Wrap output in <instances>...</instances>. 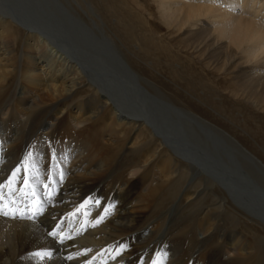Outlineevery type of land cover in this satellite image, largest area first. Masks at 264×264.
I'll use <instances>...</instances> for the list:
<instances>
[{"label":"bare ground","instance_id":"6f19581e","mask_svg":"<svg viewBox=\"0 0 264 264\" xmlns=\"http://www.w3.org/2000/svg\"><path fill=\"white\" fill-rule=\"evenodd\" d=\"M132 2L126 32L159 51L168 41L147 34L150 5ZM154 2L216 84L203 88L199 66L169 47L172 76L185 82L178 70H196L185 84L208 116L227 112L225 94L212 98L227 81L240 112L261 111L259 131L248 126L261 134L264 0ZM97 29L72 0H0V264H264V235L243 219L264 230V162L135 71Z\"/></svg>","mask_w":264,"mask_h":264},{"label":"rangeland","instance_id":"374dc122","mask_svg":"<svg viewBox=\"0 0 264 264\" xmlns=\"http://www.w3.org/2000/svg\"><path fill=\"white\" fill-rule=\"evenodd\" d=\"M72 1H74V5L78 8L79 13L88 23L92 24L93 19L98 21L99 25L102 26V31L97 29V32L96 31L95 32L98 34V31H100V33L102 35L106 34L107 38L114 44L116 49L119 51L121 56L125 59V61L128 63V65L130 67H132L135 71H137L143 77L147 78L148 80H150L151 82H153L154 84L159 86L168 96H170L180 106H183L185 108L189 107L190 110H195L196 112H199L205 118L211 120L212 122L219 125V127H221L222 129H225L226 131H228L231 135L236 137L241 142V144H243L246 148H248L252 153H254L257 157H259L264 162V130L262 131L261 134H259L260 135V137H259V135L255 136V133L250 134L249 129H248L249 128L248 126L250 124V126L255 127L256 132L259 131V128L256 127V124L258 126V123H260L263 120L260 118L259 115H257V112L258 113L261 112L260 110H258L257 108L247 104V105H249L247 108L249 114L248 113L244 114L242 111L240 112L238 110L237 105L232 104V102H233L232 98L233 97H232V94L228 90L229 83H227V81L224 82L222 80V82H219L220 86L217 85V88L220 87V88L224 89L225 87H227V89H225L227 91L223 90L222 94L220 92H219L220 94L218 92H216L215 93L216 96H213L212 98L217 100V101H220V99L222 100L223 98H225V97H223L225 94L226 98L222 101L221 106H225L224 109H226L227 112L226 113H218L217 110H215V111L211 110L213 112V114H212V116L211 115L208 116L206 114V110H208V108L206 107V104H203L201 101H199L197 94L194 95V93H193V90L195 89V87L192 90H187V86L185 84V82H187V80L191 84H194V83H192V82H194L193 80H196V82H197L196 77L198 78L199 75L196 74V70L192 69V70H190V72L184 71V70L182 71V69L178 70V73L183 75L182 76L183 79L186 78V79H184L185 82H183L179 79H176L172 76V74L170 73V71H172L171 69H173V68L176 69V67L178 68L179 64L175 59H174L175 61H171L174 63H171L170 60H173V59H168L167 57L170 54L172 56L181 55L180 57L179 56H176V57L174 56V57L177 59L179 57L178 60L181 59L180 62H185V64L189 63L190 65H192L194 67L199 66V69L203 73L202 76L205 77V79H203V83L200 82V83H202V86H204V84L206 85V83H207L210 85V86H208V89H212L213 88L212 87V81H213V85L216 84V82L214 81V74L209 73L206 76L205 73H207L208 70H205L206 66L203 64V62H201V61L198 62V60L194 61L193 59H195V58L187 56V55H191V54H189V52H191V51H189L187 49V47H185L183 44L178 42L179 38H177L176 35L169 33V30L166 28V25H164V23L161 22V20L159 19V14H158L157 8H156L157 4L155 5L154 0H142L143 1L142 3H146V4L150 5V8L152 9V11H151L152 15L149 14V11H144V10H142V11L145 15L148 16L149 19H152L151 21H152L153 25H149L150 26L149 32H151V33H147V34L151 35V34L156 33L159 36H163L166 39L165 41L166 42L168 41L167 43L170 44V45L168 44L169 45L168 46L167 43H165L166 45L165 46L163 45V48H160L157 46L158 49L160 48L159 51L156 48L148 45L147 41H142V42L140 41L141 44L137 43L136 40H134L133 38L130 37V33L132 32L131 30H130V32L128 30H127L128 32H126L124 24L125 23L127 24L126 19H127L128 13H127L126 8H128V7L125 6V5H127L125 3H128V2L133 3L132 0H85V1L84 0H72ZM87 5L90 7L91 12H92V14L89 12V16L86 13ZM123 6H124V8H123ZM133 33H135V35ZM132 35L138 36V30H135L134 32H132ZM23 42H24V35H23V32L20 31L19 37H18V42H17L19 48ZM169 47L172 48L171 51H173V52L170 53V52L165 50V48L167 49ZM161 49H162V51H161ZM151 50H152V52H151ZM180 51L183 53H181ZM158 52H160V53H158ZM170 58H172V57H170ZM185 59H187V60H185ZM163 68H165V69H163ZM169 69H170V71H169ZM202 69H204V71ZM180 72H182V73H180ZM190 73H192V74H190ZM193 75L196 76L195 79H194ZM218 79H222V77L218 78ZM210 81H211V83H209ZM200 83L199 84L197 83L196 85L200 86ZM199 86H198L199 93L204 94V92H202V90L206 86H204L203 88H201ZM208 89H205V90H208ZM85 92H86V90H85ZM221 95H223V96L221 97ZM186 96H188V97H186ZM244 109L246 110V108H244ZM246 121H247V123H246ZM139 172H140V169H139ZM243 219L248 221V223L251 226L256 227V229L261 234L264 235V230L260 226H258L257 224L253 223L252 221H250L246 218H243Z\"/></svg>","mask_w":264,"mask_h":264},{"label":"snow or ice","instance_id":"6c2138e0","mask_svg":"<svg viewBox=\"0 0 264 264\" xmlns=\"http://www.w3.org/2000/svg\"><path fill=\"white\" fill-rule=\"evenodd\" d=\"M31 156H32V153H31V152H28V153L26 154V156H25V162H24V164H23V169H24V172H25L26 175L22 178V182H23V184L26 185V186L29 184V180H28V178H27V172L29 171V165H28L27 161H28L29 159H31ZM20 172H21V167H20V166H17V167L12 171L11 176L9 177V179H8V181H7V186H8V187H11V185H12V184L15 182V180L18 178V174H19ZM33 175H36V173L33 172ZM60 178L63 179L62 174H61ZM0 187H3V186H0ZM48 187H49V185H47V184L44 185V188L47 189ZM44 195H45L46 197H48L49 199H51L52 197L55 196V193L52 192V191H47V192L44 193ZM32 203L35 204L36 201L33 200ZM97 203H99V201H97ZM41 210H42V208H41ZM13 211H14V210H13ZM39 214H40L39 212H32V214H31L30 216H28V219H32V218H34L35 216H38ZM4 215L7 216L8 213L5 212ZM49 235L55 237V236H57V233H56L55 231H51V232L49 233ZM63 239H65V237L61 236V241H63ZM123 248H124V245H121V246H120V251H122ZM36 255H40V254L37 253ZM117 255H119V251H118ZM160 255H161V254H159V253L157 254V256H160ZM163 255H164V256H167V253L165 252ZM69 259H71V257H69ZM151 264H161V261H160L159 259H152Z\"/></svg>","mask_w":264,"mask_h":264}]
</instances>
